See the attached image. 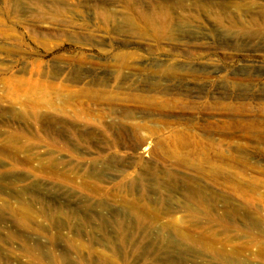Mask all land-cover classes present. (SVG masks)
Masks as SVG:
<instances>
[{"label":"rangeland","instance_id":"rangeland-1","mask_svg":"<svg viewBox=\"0 0 264 264\" xmlns=\"http://www.w3.org/2000/svg\"><path fill=\"white\" fill-rule=\"evenodd\" d=\"M0 264H264V0H0Z\"/></svg>","mask_w":264,"mask_h":264},{"label":"bare ground","instance_id":"bare-ground-1","mask_svg":"<svg viewBox=\"0 0 264 264\" xmlns=\"http://www.w3.org/2000/svg\"><path fill=\"white\" fill-rule=\"evenodd\" d=\"M38 4H41V2L40 1H36ZM53 7H56V6H53ZM217 17V19H218V21H220V22H222V17L221 16H216ZM162 18V17H161ZM168 18H170V17H168ZM125 20H127V19H125ZM167 20L168 19H166V21H165V24H167ZM170 21L171 20H169L168 21V24H170ZM255 22V21H254ZM130 23V22H129ZM97 83L99 84V81H97ZM49 124H51V125H54V121H56L55 119H52L51 117H48V118H46L45 119ZM18 135V133L17 134H14L13 136H17ZM189 194H190V196L191 197H193L194 199H199V200H202V202H204L205 201V199H206V195H205V193H204V191L202 190H200V188L199 187H197V186H192L190 189H189ZM185 208L187 209V210H191V209H189V207L188 206H185Z\"/></svg>","mask_w":264,"mask_h":264}]
</instances>
